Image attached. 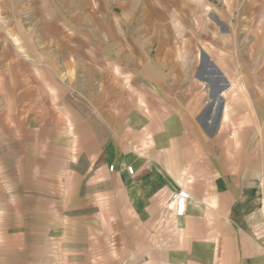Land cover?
<instances>
[{
  "label": "crops",
  "instance_id": "crops-1",
  "mask_svg": "<svg viewBox=\"0 0 264 264\" xmlns=\"http://www.w3.org/2000/svg\"><path fill=\"white\" fill-rule=\"evenodd\" d=\"M231 5L0 0L5 245L23 246L25 229L40 245L49 219L91 198L99 213H162V264H264V40L232 47ZM9 254L0 262L21 263Z\"/></svg>",
  "mask_w": 264,
  "mask_h": 264
},
{
  "label": "rangeland",
  "instance_id": "rangeland-1",
  "mask_svg": "<svg viewBox=\"0 0 264 264\" xmlns=\"http://www.w3.org/2000/svg\"><path fill=\"white\" fill-rule=\"evenodd\" d=\"M226 8L230 10L232 47L254 50L255 35L258 34V30L262 31L264 40V0H232V5L226 6ZM243 55L251 56L249 53ZM87 168H89L88 175L93 176L95 167L88 166ZM108 168L109 170L113 169L111 166ZM90 185L93 189V181ZM120 201H123L121 197ZM23 216L29 215L24 214ZM68 216L71 223L70 230H64L63 225ZM54 217V220L49 219L48 221V223L54 224L39 231L43 239L40 241V245H36L33 241L36 231L25 229L23 230V246L5 245L4 241L0 239V243L3 242L2 252H8L1 253L0 256L3 259H9L11 250L17 253L22 250L20 264H162L158 255L159 250L162 249V213L137 215H128L125 212L99 213L98 208L94 206V201L88 198L86 213H71ZM27 218L30 221V218ZM132 218L140 221L137 223L140 225V229L129 228ZM79 222L80 227L78 226ZM143 226L147 227L145 231ZM142 237L150 238L151 244L144 247L141 244L127 243L130 239L132 241L133 238ZM137 251H147L152 256L150 258L144 255L146 256L144 260L141 256L140 259H135L133 254H136ZM136 257L138 256L136 255ZM1 264H9V262L2 261ZM17 264H19L18 261Z\"/></svg>",
  "mask_w": 264,
  "mask_h": 264
},
{
  "label": "built area",
  "instance_id": "built-area-1",
  "mask_svg": "<svg viewBox=\"0 0 264 264\" xmlns=\"http://www.w3.org/2000/svg\"><path fill=\"white\" fill-rule=\"evenodd\" d=\"M127 172L130 175H133L132 167H127ZM190 199V194L187 190L183 188H179L176 192H174L170 197V203L174 207L175 215L181 217L185 213V208L187 202Z\"/></svg>",
  "mask_w": 264,
  "mask_h": 264
}]
</instances>
